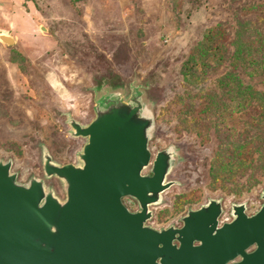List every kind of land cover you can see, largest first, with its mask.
<instances>
[{"label":"rangeland","instance_id":"rangeland-1","mask_svg":"<svg viewBox=\"0 0 264 264\" xmlns=\"http://www.w3.org/2000/svg\"><path fill=\"white\" fill-rule=\"evenodd\" d=\"M255 9L264 11V0H204L191 12L187 0H0V33L14 39L0 42V162L19 184L35 178L64 201V183L44 174L45 155L80 165L87 139L73 136L70 121L86 127L103 99L118 94L127 104L138 92L141 116L153 121L151 162L172 154L169 187L147 224L180 226L211 200L221 203V223L234 205L256 214L264 205V65H240L227 44L218 66L189 60L214 26L230 33L238 15L264 25Z\"/></svg>","mask_w":264,"mask_h":264},{"label":"water","instance_id":"water-1","mask_svg":"<svg viewBox=\"0 0 264 264\" xmlns=\"http://www.w3.org/2000/svg\"><path fill=\"white\" fill-rule=\"evenodd\" d=\"M0 42L11 46L14 39L0 33ZM140 101L138 92L127 104L112 94L88 126L70 121L73 136L87 139L81 164L60 166L45 155L43 165L45 176L64 183V201L35 178L16 183L11 164L0 162V264H264V205L252 216L232 206L233 221L221 227L222 206L214 200L189 211L182 228L144 226L149 206L169 187L172 154L159 152L151 162L153 121L141 116ZM150 164L151 174L143 175ZM125 197L140 212L130 213Z\"/></svg>","mask_w":264,"mask_h":264},{"label":"trees","instance_id":"trees-1","mask_svg":"<svg viewBox=\"0 0 264 264\" xmlns=\"http://www.w3.org/2000/svg\"><path fill=\"white\" fill-rule=\"evenodd\" d=\"M204 0H187L189 11H194L202 6ZM243 11V10H242ZM255 16L264 20V11L255 9ZM253 23V24H251ZM232 31L224 32L222 26H214L205 32L201 40L191 49L189 60L194 64L199 63L203 68L218 66L225 55L224 44L232 46L231 56L236 58L240 65L250 68L264 65V25L259 22H251L247 18L238 15L233 18ZM258 24L259 26H256ZM231 38L230 42L228 38ZM228 41V42H227ZM260 48L257 50L256 46ZM203 56V58H201ZM210 60V61H209Z\"/></svg>","mask_w":264,"mask_h":264},{"label":"flooded vegetation","instance_id":"flooded-vegetation-1","mask_svg":"<svg viewBox=\"0 0 264 264\" xmlns=\"http://www.w3.org/2000/svg\"><path fill=\"white\" fill-rule=\"evenodd\" d=\"M16 183H18L17 181H16ZM55 196V195H54ZM56 197V196H55ZM57 198V197H56ZM125 198H131V197H125ZM125 198H122L121 199V202H122V204H123V206L130 212V213H137V212H140V207H139V204H138V202L135 200V199H133V198H131V199H133V200H135L136 202H137V205H138V210L137 211H131V210H129V208L124 204V199ZM209 203V202H208ZM207 203V204H208ZM207 204H205V205H202V206H206ZM201 206V207H202ZM201 207H199L198 209H195V210H190V211H197V210H199ZM149 211H150V206H149ZM222 210H223V208H222ZM151 212V211H150ZM223 212V211H222ZM222 212H221V214H220V216L218 217V227H221L222 225H224V224H226V223H231L232 221H233V219H234V217L232 216V212H230V217H229V219L227 220V221H225V222H222L221 223V221H220V218H221V216H222ZM188 215V213L184 216V217H186ZM151 217H152V213H151ZM151 217H150V219H151ZM184 217H182V219H181V225L180 226H170V227H173V228H176V229H179V228H182V226H183V222H182V220H183V218ZM150 219H148L145 223H144V226H147V227H149V228H152V229H154V230H156V231H161V230H166V229H168V228H170V227H167V228H164V229H155V228H153V227H151V226H149L148 224H147V222L150 220ZM175 243V242H174ZM196 244V243H195ZM254 249V248H253ZM253 249H250L249 250V252L250 251H252ZM239 261V259L238 260H235V261H232L231 263H233V262H238ZM231 263H229V264H231Z\"/></svg>","mask_w":264,"mask_h":264}]
</instances>
